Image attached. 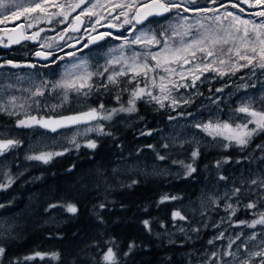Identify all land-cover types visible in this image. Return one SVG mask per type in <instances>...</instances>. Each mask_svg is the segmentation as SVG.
I'll list each match as a JSON object with an SVG mask.
<instances>
[{"label":"trees","instance_id":"trees-1","mask_svg":"<svg viewBox=\"0 0 264 264\" xmlns=\"http://www.w3.org/2000/svg\"><path fill=\"white\" fill-rule=\"evenodd\" d=\"M109 89L91 91L88 97L91 104L114 105ZM194 107L195 104L190 103L184 108L153 111L149 105H137V115L144 119L131 127H124L114 119L106 121L111 135L95 139V149L80 144L79 148L54 156L47 164L40 162L15 171L11 186L0 188V201L9 200L1 207L2 212L8 222L14 224L13 236L0 238L1 246L6 249L0 264L13 261L20 264H103L102 256L109 247L116 253L118 264H187L195 258L207 246L208 229L197 231V237L192 240L171 236L166 231L174 225L172 213L196 198L204 183L214 178L217 161L221 162L222 172H226L228 166L241 163L261 164L264 147L257 148V145L264 146V133L254 136L245 148L235 144L225 148L209 141L164 147L157 136L158 130L166 127L168 118L175 112L185 114ZM9 118L6 115V119ZM113 122L120 125H113ZM147 132L151 135L141 134ZM195 149L199 150V156L193 160L191 152ZM158 155L165 159L160 160ZM136 159L160 160L169 165L181 160L183 165L192 164L196 171L188 175L185 168L184 173L176 176H146L134 170L112 173L116 164H130ZM225 159L227 163H223ZM101 181L109 186L103 187ZM165 195L178 199L161 203ZM53 203H73L78 212L73 215L61 207L45 211ZM101 203L105 205L103 209L99 207ZM240 216L242 213L238 211L234 218ZM55 217L64 219L55 220ZM144 220L150 221L151 232L144 228ZM130 243L136 247L125 256ZM36 252L58 253L59 258L46 255L44 259H24Z\"/></svg>","mask_w":264,"mask_h":264},{"label":"snow or ice","instance_id":"snow-or-ice-1","mask_svg":"<svg viewBox=\"0 0 264 264\" xmlns=\"http://www.w3.org/2000/svg\"><path fill=\"white\" fill-rule=\"evenodd\" d=\"M197 0H119V2H113L109 0V5L111 10L121 9L119 15L115 19H119L120 16L125 17L123 23L125 25H131V28L128 29L130 32H134V38L129 40L127 37H123L124 43L119 45L117 48L111 49L110 51L116 53L110 59L106 61V66L102 72H92L89 71L86 61L81 60L78 63L70 64L66 67L60 80L51 84L49 88L48 81H42L39 85L35 86V90L32 91L29 88H24L23 91L30 92L29 97L23 103H17L18 97L10 96L7 104L0 102V112H4L10 116H20V111H14V109L24 110V118L16 120L17 128H28L38 125L42 128L49 129L52 132H56L60 128H66L70 126H79V125H89L86 127L83 132L77 131L75 135L70 139V143L73 144L76 148L80 147V144L76 140L77 135H87L88 133L95 132L98 135H111L110 132L105 131V126L100 123V121H111L119 113H133L137 111L136 102L138 100L148 98V102H155L161 108L165 105L163 100L171 99L172 105L176 106L180 101L171 95L172 90H178L180 87H195L196 81L200 79L205 71H215L218 75L224 76L227 73L222 71L219 68L214 67L217 63L220 65H225L231 60V56L228 57V60H225L224 56L229 53L234 54L238 57L239 60L246 61L244 64L232 63L231 72L234 75L236 71H239L240 68H251L253 75H255V70L259 68L264 70V0H241L243 3H248L250 7H257L260 10L255 12L254 15L260 17L259 22L241 19L239 16L235 15L232 12H225L223 17L221 15L215 16H203L200 19H196L193 23H186L188 17H180L181 23L177 25H170L172 35L168 36L169 29H164L159 33V37H165L163 41L158 38V35L151 31L137 30L136 25L143 24L150 17L153 16H164L167 13H170L172 9H181L183 12L187 13L193 11L196 13H217L218 8H194L189 9L186 5L195 4ZM90 0H76L75 3L65 5L60 3L59 0H29V3L24 5H19L16 7L15 11H12L10 15L13 18L20 16L25 17L29 22L21 24V29L23 28H32L34 25L31 22L35 20L36 23L40 22L41 15L47 17H63L60 20V23H63L68 19V12L66 11H56L50 12L49 8L56 9H65L70 8L71 11H75L78 8H81L82 5L89 4ZM213 5L217 4V0H211ZM232 7H238L237 3H233ZM8 4L6 0H0V9L7 8ZM97 7H104L103 4L97 3L91 4L90 8L85 7L82 9L80 15L74 18V23L70 25L72 31H76V23H81L80 16L87 15L89 17L96 15L93 9ZM223 7V5H221ZM111 10L109 15H111ZM243 11V9H240ZM134 12L129 17V13ZM179 17V13H177ZM229 23L225 26L222 23V19H228ZM7 19V17H5ZM100 19H103L101 17ZM201 20H209L211 24H204ZM51 22V20H49ZM134 22V23H133ZM0 23H3V20H0ZM96 23H99L97 19ZM109 28L116 27L114 24H107ZM193 29H196L193 33ZM67 30V29H66ZM95 30V26H93ZM43 31V29H41ZM40 35L39 32L33 33L31 37L26 36L23 30L19 31L14 35H8L6 37L8 43L3 44V40L0 39V44H3L4 47H8L11 44H18L23 39H35ZM110 32H102L97 36H93L89 39L88 43L84 44L83 47L87 48L89 44H95L98 40H103L106 36H111ZM174 37H178V40H174ZM114 39H121V37H113ZM63 39V37H61ZM159 51H144L143 53L138 51H133L131 56L125 55V47L131 45L143 46L146 49H150L161 45ZM225 46H227L225 48ZM42 47H52L51 44L42 45ZM201 54L198 56L197 54ZM37 57H41L44 60H48L53 54L51 52L45 53L37 51L35 53ZM68 56H75L74 52L66 53ZM220 57L219 59H217ZM211 58V59H210ZM63 59V57H59ZM200 60V63H196L193 68H189L187 71L192 76L191 85L180 84L176 81L168 79L165 82L166 77L160 76V82L157 85L154 74L160 70L164 73L171 75H177L184 80L186 77L183 71H178L177 68L171 67L170 65H178L180 69L184 68V65L190 64L193 61ZM153 61L154 63H149ZM55 63V60L52 61ZM6 64L11 65L12 67H19L20 65L13 63L12 61H5ZM115 65H121L119 71L110 70ZM3 67V65H0ZM28 67H35V65H28ZM131 73V78L127 80V84L131 85L134 81L136 82L134 88H121V92H128L129 99L127 100V105L121 102V94L118 93L115 96L119 107H114L108 109L105 107L104 103H100L97 107H90L87 111L75 113L67 116H34L27 114L26 107H31L32 104H35L37 108L40 106L39 100H34L35 97H42L45 95L46 90L50 93H56L57 90H62L61 104L53 105L52 110L55 111L56 108L61 107L63 104L67 103L69 100L68 93L70 91L76 92L77 94L88 96L89 93L93 90L99 92L101 89L108 90L110 86L120 87L121 81L120 77L128 76ZM153 74V77H150L149 74ZM107 74V75H106ZM93 76L105 77V80L99 85H96L92 82ZM138 77L144 78V86H140ZM23 79V78H20ZM171 85V87H169ZM151 87H158L161 95H155L151 91ZM87 89V91H85ZM216 91H223V89H217ZM183 104L191 103V99L181 98ZM31 101V103H29ZM260 103L264 105V96L260 98ZM254 101L249 98L247 101L242 102V104L237 107L234 111L237 114H244L247 119L246 122L232 124L228 121L224 122H208V123H196L194 127L200 131L206 133L213 138L222 137L224 140L229 143L224 144L225 148L235 144L238 147L245 148L249 145L252 138L260 133H264V107L257 109L253 107ZM190 115V114H189ZM169 119H175V117H169ZM92 122H96L93 124ZM249 125H253L249 127ZM142 135H151V132L141 133ZM21 145V141L15 138H5L3 134H0V157L6 156L10 150L16 149ZM86 147L90 149H95L97 144L93 140H88L85 144ZM151 147V146H149ZM168 147V145H164ZM264 146L257 145V148H262ZM64 151H67L65 149ZM64 152H40L38 154L34 153L27 155L25 158L27 160L41 161L45 164L49 163L54 156L63 155ZM199 156V150L195 149L191 152V157L195 160ZM160 160H164V156H158ZM227 159L223 163H227ZM183 165V161H179ZM221 164L220 161H217V167ZM187 168V174L190 175L192 172H195L196 169L192 164L183 165ZM2 175L7 178L6 183H0V188H7L11 186L14 182L12 176L8 172H2ZM221 180L225 179L224 176L220 177ZM135 183V181H133ZM252 185L259 184L260 187L264 188V180L253 179L251 181ZM241 192L240 188H235L231 193L232 197H237ZM227 196V194H226ZM231 197H229L230 199ZM178 197L172 196L169 197L165 195L161 198V203L166 200H176ZM215 203V201H214ZM217 206H219L217 204ZM3 207V205H0ZM57 207L64 208L65 211L75 215L78 212V208L73 203L68 204H59L53 203L49 204L48 208L45 211L55 209ZM101 209L105 207L103 203L99 205ZM247 209H255L257 204L254 202H249L244 205ZM225 211L229 214V220L231 217L236 215L237 208L232 205V203H227L225 205ZM257 218L252 219L251 221H238L236 226H244L247 228L255 229L258 225L264 226V211H260L255 214ZM173 220H186L187 217L181 214L180 211H174L172 213ZM144 228L151 232V223L149 220H144ZM219 227V225H215ZM161 227H164L161 224ZM180 232H184L183 227L179 228ZM193 232L199 231L196 228L192 229ZM262 235H264V227H262ZM224 232H220L215 239H223ZM257 239V233L253 232L247 237L245 242H242L237 251L225 250L223 252L213 251L210 253L207 258L201 262V264H209L210 261L215 260V264H255V258L259 257V264H264V241H261L257 245L258 250H252L249 248L251 241ZM238 240H241V235H236L235 239H230L227 245L228 249H232V246L236 244ZM209 245L214 244V240L208 241ZM136 247L134 243L128 245V251L124 253L125 256L131 254L133 249ZM240 249L244 250V255H241ZM6 249L3 246H0V257L5 255ZM46 255H50L52 259H58V253L45 254L36 252L32 256H26L25 260H32L36 257L44 259ZM230 257L231 260L225 258ZM103 264H118L116 253L112 247H109L107 251L102 256ZM11 264H20L19 261H13Z\"/></svg>","mask_w":264,"mask_h":264},{"label":"rangeland","instance_id":"rangeland-1","mask_svg":"<svg viewBox=\"0 0 264 264\" xmlns=\"http://www.w3.org/2000/svg\"><path fill=\"white\" fill-rule=\"evenodd\" d=\"M27 0L18 1V4L21 2H26ZM119 2V0H113ZM97 3V0H91L89 4H86L83 8H90L91 4ZM100 4H103L104 7H97L93 9L96 15L89 18L87 26L84 28L83 35L87 36L96 30V21L101 17H106V19H112L108 14H104V8L110 6L109 0H99ZM189 6V9L194 8H205L204 7H190L192 4L186 5ZM118 13L121 9H116ZM225 10H220L217 13H196L189 11L187 13L183 12L182 9L174 12L172 15H168L165 19L158 21L159 27L155 29V26L150 23H144L143 25H136L137 30L151 31L158 35V38L163 41L165 37H159V33L164 29H169L168 36L172 35L170 25H177L181 23L180 17H188L186 23H193L196 19H200L203 16H215L225 13ZM179 13V17L177 16ZM132 13H129V17ZM121 24H123L122 29L110 30L112 33L111 38L101 41L97 46L90 50H85L83 47L68 49L66 53L74 52L75 56H68L64 53L61 57L64 59L56 58L55 63H53L48 69L44 71H19L17 73H10L8 71L0 72V102L7 104V101L10 96L18 97L17 103H23L30 95V92L23 91L24 88H29L34 91L35 86L39 85L42 81L49 82V88L51 84L60 80L66 67L70 64L78 63L81 60L86 61L89 71L92 72H102L106 66V61L110 59L116 53L111 52V49L117 48L119 45L124 43L123 37H127L129 40L134 38L135 33L130 32L128 29L131 28V25H125L123 23L125 17L120 16ZM228 19H222V23L226 26L229 23ZM242 19V18H241ZM227 21V22H226ZM204 24H211L209 20H201ZM95 26V30H93ZM196 29H193L195 33ZM121 37V39H114L113 37ZM174 40H178V37H174ZM51 40V39H49ZM57 46V45H56ZM161 45L156 47L146 49L143 46L131 45L125 47V55L131 56L133 51H138L143 53L144 51H159ZM227 46H225L226 48ZM200 56L201 54H197ZM231 56V60L225 65H220L217 63L214 67L225 71L227 74H232L231 68L232 63L244 64L246 61L239 60L234 54L229 53L228 55L222 57L225 60H228V57ZM218 57L217 59H219ZM211 59V58H210ZM58 61V62H57ZM200 60L193 61L190 64L184 65L183 69H180L178 65H170L171 67L177 68L178 71H183L185 79L177 75H169L163 71L158 70L154 74L157 85L160 82V76H165L167 82L168 79L176 81L180 84L192 83V76L188 73L189 68H193L196 63H200ZM149 63H154L149 61ZM121 65H115L110 70L119 71ZM242 69V68H240ZM209 71H205L200 75V79L196 81L195 87H180L178 90L173 89L171 95L175 97L178 101V105L173 106L171 99L163 100L164 107L163 109L172 110L177 109L178 107H183L188 104H183L181 98L191 99V103L195 104V108L187 113L178 114L174 113L172 117L175 119L167 120V125L165 128L158 130V138L161 139L163 145L174 146L178 144H183L185 142L198 145L201 142L209 141L210 143L224 144L229 143L224 140L222 137L213 138L212 136L207 135L206 133L196 129L194 125L196 123H208V122H224L228 121L232 124L246 122L247 117L244 114L235 113V109L239 107L242 102L247 101L251 98L254 101L253 107L260 109L264 107L260 103V98L264 96V70L257 68L255 70V75H253L250 68L249 72L246 75H242L240 78L236 79L235 83L230 80H225L224 83L218 85L217 89H222L223 86L232 84L233 87L229 88L227 86L223 91L211 90L208 86V81L210 80ZM215 72V71H214ZM107 75V74H106ZM150 77H153V74H149ZM23 78V79H20ZM131 78V73L128 76L120 77L119 79L128 80ZM105 80V77L93 76L92 82L96 85H99ZM137 80L140 82V86H144V78L138 77ZM136 82L134 81L131 85V88L135 87ZM171 87V85H169ZM87 91V89H85ZM151 91L155 95H161L158 87H151ZM110 92V89H109ZM91 93V92H90ZM89 93V94H90ZM62 90H57L56 93H50L46 90L45 95L42 97H35L34 100L40 101V106L37 108L35 104H32L31 107H26L27 114L34 116H59L64 113L79 111L83 109H88L90 107H97L98 105L91 104L88 96L77 94L76 92L70 91L68 93L69 100L67 103L63 104L61 107L56 108L55 111L52 110L53 105L61 104ZM200 99V101H197ZM144 101L148 102V98L145 97ZM115 103V100H113ZM31 103V101H29ZM127 105V101H123ZM224 103L226 105H224ZM148 105V103H144ZM190 104V103H189ZM156 106L149 105L152 107L153 111H161V107L155 103ZM120 105L116 102L114 105L106 107L108 109L119 107ZM14 111H20V116H10L4 112L0 115L2 121H0V134H3L5 138H15L21 141V145L4 156L0 157V183H6L7 178L2 175V172H8L11 176L14 175L15 171H20L21 169L27 168L31 165L40 163L41 161L27 160L25 157L31 154H38L40 152H64L65 149H74L76 148L69 141L77 133L88 127L89 125H79V126H70L66 128H60L56 132H51L49 129H44L38 125L28 128H17L16 120L24 118V110L14 109ZM9 116V119H6V115ZM190 114V115H189ZM141 115H137V111L133 113H119L113 119L119 122L124 127H131L135 125L134 123L142 119ZM112 119V120H113ZM144 119V118H143ZM111 122V121H107ZM117 122H113V125H120ZM95 124L96 122H92ZM105 126V131L109 132L106 128V121H100ZM253 125H249L252 127ZM99 136L95 132L88 133L87 135H77L76 140L79 144H86L88 140L97 139ZM234 144V143H233ZM168 152V151H167ZM170 153V152H169ZM161 156V155H158ZM163 156V155H162ZM181 160L171 163H163L160 160H146V159H136L130 164H116L112 167L113 171H129L134 170L137 174L140 175H151V176H164V175H179V173L185 172V167L179 163ZM184 164V163H183ZM221 164L217 167V172L213 179L208 180L204 183V187L198 193L197 197L193 200H190L183 205H181L176 211H180L182 215L187 217L186 220H174L173 227L166 231L167 234L171 236L180 235L183 238L192 240L197 237L198 232H193L192 229L196 228L198 230L208 229L206 233V242L207 246L200 251L195 258L189 260L187 264H201L207 256L210 255L213 251L223 252L225 250L237 251L238 246L247 240V237L253 232L257 233V239L251 241L249 248L252 250H258L257 245L261 241H264V235L261 234L262 227L258 225L255 229L247 228L244 226H236V222L244 220L251 221L254 218H257L255 215L260 211H264V188L260 187L259 184L252 185L251 181L264 180V161L261 164L257 165H243L242 163L237 166H228L226 172L220 171ZM224 176L225 179L221 180L220 177ZM13 177V176H12ZM103 187H108L109 185L106 182L101 181ZM69 187V184H67ZM235 188H240L241 192L237 197H232L231 193ZM24 188L21 189V191ZM227 194V196H226ZM229 197H231L229 199ZM14 199V196L12 197ZM215 201V203H214ZM9 200H6L4 203L0 201V205H5ZM249 202H254L257 204L255 209H247L244 207ZM227 203H232L234 207L237 208V212L241 211L242 216L234 218L231 217L229 220V214L225 211V205ZM217 204L219 206H217ZM236 212V214H237ZM64 217H55V220H62ZM215 225H219L216 227ZM183 227L184 232H180L179 228ZM14 228L13 221H9L5 213L2 212L0 207V238L5 235L13 236L11 233ZM220 232H224L223 239H215ZM241 235V240H238L236 244L232 246V249H228L227 245L230 239H235L236 235ZM15 236V235H14ZM214 240L213 245H209L208 241ZM2 243H0L1 246ZM241 255H244V250L240 249ZM231 260L230 257L225 258ZM259 257L255 258V264H259ZM209 264H215V260L210 261ZM235 264V262H233Z\"/></svg>","mask_w":264,"mask_h":264},{"label":"flooded vegetation","instance_id":"flooded-vegetation-1","mask_svg":"<svg viewBox=\"0 0 264 264\" xmlns=\"http://www.w3.org/2000/svg\"><path fill=\"white\" fill-rule=\"evenodd\" d=\"M19 0H6V3L8 4L7 8L0 9V20H3V23H0V39L3 40V44H7L8 41L6 37L8 35H14L18 33L19 31L23 30L25 32L26 36L31 37L33 33L39 32L40 35L36 37L35 39H23L18 44H11L8 47H4L3 44H0V65H3V67H0V72L8 71L10 73H17L19 71H44L45 69H48L52 64L53 60H56V58L61 57L64 53L68 51V49H75L83 47L84 44L88 42L89 37L98 35L102 32H109L110 30L115 29H122L123 24H121V19H115L116 16L119 15L118 11L111 10L110 6L104 8V14H108V16L112 17V19H106V17H103L99 23L96 25V30L93 31L91 34L84 36L83 31L84 28L87 26V23L89 22V16L82 15L80 16L81 23H76L75 27L78 29L76 31H72L70 25L74 23V18L78 15H80L83 7L86 5H82L81 8L76 9L74 12L71 11L70 8L65 9H56V8H49L50 12H56V11H66L68 12V19L64 21L63 23H60L59 21L63 19V17H47L41 15V19L39 23H36L35 20H32L33 23L32 28H23L21 29V24H27L29 22L28 19H26L23 16L13 18L10 13L12 11L16 10V7L19 5L26 6L29 3V0L26 2H21L18 4ZM24 1V0H21ZM91 1V0H90ZM60 3H63L65 5L75 3L76 0H59ZM116 2V1H113ZM233 3H237L238 7H232L231 5ZM223 5V7H221ZM205 8H218L220 10H225L226 12H232L235 15L239 16L242 19L245 20H251L255 22H259L261 19L260 17H257L254 15L255 12L259 11L260 9L257 7H250L248 3H243L241 0H217V4L213 5L211 3V0H197L195 4H192L190 7H204ZM189 7V6H186ZM182 9V8H181ZM240 9H243L241 11ZM111 10V15H109V11ZM180 9H172L170 13L165 14L164 16H153L150 17L147 21L144 23H150L155 26V29L159 27L160 20L165 19L168 15H172L174 12H177ZM134 14V12H132ZM7 17V19H5ZM51 20V22H49ZM227 22V21H226ZM114 24L116 27L109 28L106 25L107 24ZM134 23V22H133ZM143 23V24H144ZM140 24V25H143ZM43 29V31H41ZM67 29V30H66ZM63 37V39H61ZM111 36H106L103 40L110 39ZM51 39V40H49ZM100 40L97 44L88 46L87 48H84L85 50H90L97 46L101 41ZM51 44L52 47H42V45ZM57 45V46H56ZM37 51L41 52H51L53 55L50 56V59L44 61L41 59V57H36L35 53ZM64 59V58H63ZM12 61L15 64L20 65L19 67H12L9 64H6L5 61ZM58 62V61H57ZM35 65V67H28V65ZM250 68H242L239 69V71H236L235 74L230 75H224L220 76L217 74V72L209 71L208 74L210 75V80L208 81V84H211V86H208L211 90H216L218 85L221 83H224L225 80H230L231 82L236 81V79L240 78L242 75H246L249 72ZM121 86L115 87L110 86V93L113 96V100H115V103L117 102L115 99V96L120 93L121 94V102H125L129 99V93L128 92H121V88L127 87L131 88V86L127 84V81L122 79ZM233 84V83H232ZM232 84H228L222 87V89H225L227 86L232 87ZM197 101H200V99H197ZM144 103H148V105H155V102H147L142 100H138L136 102L137 105H145ZM158 136V133H157Z\"/></svg>","mask_w":264,"mask_h":264},{"label":"water","instance_id":"water-1","mask_svg":"<svg viewBox=\"0 0 264 264\" xmlns=\"http://www.w3.org/2000/svg\"><path fill=\"white\" fill-rule=\"evenodd\" d=\"M79 29V28H78ZM77 29V30H78ZM94 36H97V35H94ZM91 37H93V36H91ZM91 37H89V39L91 38ZM89 39H88V41H89ZM100 40H98L97 42H99ZM91 45H93V44H89V46H91ZM37 57V56H36ZM42 59V58H41ZM49 59H50V57H49ZM42 60H44V59H42ZM44 61H46V60H44ZM88 109H83V110H79V111H74V112H69V113H64V114H61V115H59V116H67V115H72V114H75V113H79V112H83V111H87ZM59 116H52V117H59ZM45 117H47V116H45ZM45 129V128H44ZM52 132V131H51Z\"/></svg>","mask_w":264,"mask_h":264}]
</instances>
